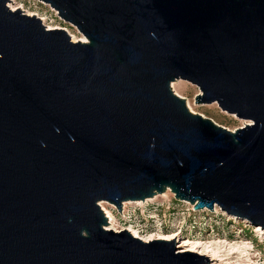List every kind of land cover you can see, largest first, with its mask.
I'll list each match as a JSON object with an SVG mask.
<instances>
[{
    "label": "water",
    "instance_id": "obj_1",
    "mask_svg": "<svg viewBox=\"0 0 264 264\" xmlns=\"http://www.w3.org/2000/svg\"><path fill=\"white\" fill-rule=\"evenodd\" d=\"M41 1L87 41L0 0V264L209 263L108 228L167 190L264 228V0Z\"/></svg>",
    "mask_w": 264,
    "mask_h": 264
},
{
    "label": "rangeland",
    "instance_id": "obj_2",
    "mask_svg": "<svg viewBox=\"0 0 264 264\" xmlns=\"http://www.w3.org/2000/svg\"><path fill=\"white\" fill-rule=\"evenodd\" d=\"M16 2L22 6L21 9L25 13H35L39 17L46 18L43 22L48 28H64L76 39L84 38L75 25L64 21L58 11L48 3L41 0H16ZM174 83L178 94L186 98L187 103L190 102L195 113L209 117L232 131L251 123L222 110L218 103L198 104L196 97L201 91L192 82L180 79L172 82V86ZM146 200H138L144 201L142 205L137 204L136 201H125L121 212L115 204L107 200H102L100 203L104 202V205L114 213L120 227L131 225L145 235L144 237L175 235L173 239L177 242L178 252L184 251L182 245L185 243L196 241L206 243L209 246L207 254L194 251L208 257L210 262L206 264H250L251 261V264H264L262 225L256 226L248 218L228 213L219 206H215L213 210L208 208L195 210L193 204L176 199L175 194L170 190ZM185 251L191 250L186 248Z\"/></svg>",
    "mask_w": 264,
    "mask_h": 264
},
{
    "label": "bare ground",
    "instance_id": "obj_3",
    "mask_svg": "<svg viewBox=\"0 0 264 264\" xmlns=\"http://www.w3.org/2000/svg\"><path fill=\"white\" fill-rule=\"evenodd\" d=\"M10 7L13 9V10H17V9H21L22 8V6H20L17 2H16V0H11V2H10ZM29 14L30 15H37L38 16V14H35V13H30L29 12ZM43 21H45L46 20V18H44V17H40ZM50 29H55L54 27L53 28H50ZM72 38H73V40L74 41H77V40H81V41H87V39H86V37L84 36V38H82V39H76L75 38V36L74 35H72ZM179 81V80H178ZM175 84L176 83H174L173 84V87H174V89H175V91L177 92V93H179L178 92V90L176 89V86H175ZM188 105H189V107H190V109L193 111V112H196L193 108H192V106H191V104H190V102H188ZM166 196V195H165ZM155 199H156V197H155ZM148 200H150V199H148ZM147 201V200H146ZM152 201V200H151ZM144 201H136V203L137 204H141L142 205V203H143ZM101 204V206H102V208H103V210L105 211V213H106V215H107V217H108V219H109V225H108V228H110V229H114V230H116V231H120V230H128V231H130L135 237H137V238H140V239H142L143 241H145V242H150V241H152V240H155V239H165V240H172L174 237H175V235L174 236H169V237H167V236H164V235H160V236H157V237H154V236H150V237H144L145 235H142L141 233H140V231L138 230V229H136V228H134L133 226H124V227H120V226H118V219H117V217L114 215V213L106 206V205H104V202H101L100 203ZM106 204V203H105ZM139 206V205H138ZM202 241H200V242H193V243H185V244H183L182 246H183V248H182V250H186V248H188L189 250H191V251H197V252H200V253H203V254H207V252H209V249H208V245L206 244V243H201ZM189 244H191L190 246H189ZM202 248V250L200 251V249ZM237 249H235V251H236ZM183 251V252H184ZM233 251V250H232ZM251 261V259L249 260V262ZM251 263H252V261H251ZM250 263V264H251ZM234 264V263H233ZM255 264V263H254Z\"/></svg>",
    "mask_w": 264,
    "mask_h": 264
}]
</instances>
